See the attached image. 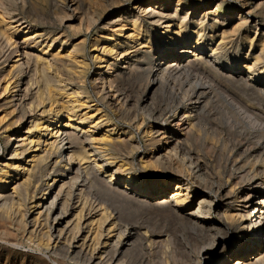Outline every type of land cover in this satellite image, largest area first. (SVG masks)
<instances>
[{"label":"bare ground","instance_id":"6f19581e","mask_svg":"<svg viewBox=\"0 0 264 264\" xmlns=\"http://www.w3.org/2000/svg\"><path fill=\"white\" fill-rule=\"evenodd\" d=\"M30 1L0 0V264H264V0L90 2L88 50L82 0Z\"/></svg>","mask_w":264,"mask_h":264},{"label":"rangeland","instance_id":"374dc122","mask_svg":"<svg viewBox=\"0 0 264 264\" xmlns=\"http://www.w3.org/2000/svg\"><path fill=\"white\" fill-rule=\"evenodd\" d=\"M32 1V2H31ZM30 2L31 3H33V4H31V6H34V7H36V8H38V6H39V8L42 10V9H44V10H42L49 18H51V19H53L54 18V16H55V14H56V12H57V10L55 11V9H56V3H55V1L54 2H52V3H55V4H45L44 5V3H43V1H41V0H31ZM84 3V8L85 9H81L80 11H79V13L77 14V16L78 15H80V17H82L83 19L81 20V19H74L73 21H72V24L73 25H75L76 27L78 26V25H80L81 23V27H83V29L81 30V32H80V34H78L77 36H76V38L78 39V40H80L82 37H86V49L88 50L89 49V40H90V38H93L94 37V35H95V31H94V29H92L91 30V32H89V33H87V34H84L85 33V31H84V27H85V21H86V8H87V6L90 4V2H91V4H92V2L94 3V4H97L98 2H101V0L99 1V0H82ZM88 1H89V3H88ZM119 1H123V2H125V4L127 3V1L126 0H119ZM95 2H97V3H95ZM194 2H196V3H199V0H194ZM34 3H38L36 6H35V4ZM86 3V4H85ZM228 3H230V4H232V2L230 1V0H228ZM106 4L107 5H109L108 4V1H106ZM52 5H54L55 7H53ZM87 5V6H86ZM44 7H46V8H44ZM48 7V8H47ZM50 7V8H49ZM54 8V9H53ZM84 13V14H83ZM54 15V16H53ZM26 16H29L28 15V13H26ZM113 18H110V20L109 19H107V18H105V17H103V18H101V20H100V23H101V25H103L104 23H106V22H109V21H111ZM78 20H81V21H78ZM83 21V22H82ZM78 22V23H77ZM77 23V24H76ZM84 24V25H83ZM39 26V25H38ZM41 26V25H40ZM39 26V27H40ZM42 27H47V28H52V26L50 25V24H44V25H42ZM54 29H55V27H54ZM57 30H59V29H57ZM81 35V36H80ZM79 37V38H78ZM90 37V38H89ZM89 38V39H88ZM88 39V40H87ZM88 41V42H87ZM92 71H93V67H92V65H91V67H90V69H89V72H88V77H90L91 76V74H92ZM136 92L134 91L133 93H130L129 94V96H130V107H132V110L130 111V113L131 114H133V116L134 115H136L137 114V116H139L140 114H141V107L143 106V105H141V107L139 108V107H136L135 106V104H134V101H136L137 100V94H139L138 92H137V94H135ZM135 94V95H134ZM237 94V93H236ZM132 96V97H131ZM132 99V100H131ZM133 101V102H132ZM135 109V110H134ZM134 110V111H133ZM138 111V112H137ZM117 121V120H116ZM124 122V123H123ZM119 124H125V125H127V124H129V121L128 120H124V121H122V120H120L119 122H118ZM131 123V122H130ZM2 137L0 136V157H1V154L3 153V151L5 150L4 149V147H5V142L3 141V138L1 139ZM136 139L137 140H140V143H142V139H140V137L139 136H137L136 135ZM137 152V153H136ZM140 152H141V149H138V151L136 150L132 155H131V157H132V159H134L135 161H138V159L140 158ZM134 155V156H133ZM259 165H257V167H258ZM261 166V165H260ZM259 166V167H260ZM259 171H260V169H259ZM0 245H4V246H8V245H5V243H3V241H0ZM11 248H13V249H15V250H17V251H22V252H28V253H32V254H37V252H35L34 250H31V249H29L28 247H23V246H15V247H11ZM44 258H46V260H48V262L50 263V264H54L52 261H50L46 256H44Z\"/></svg>","mask_w":264,"mask_h":264}]
</instances>
